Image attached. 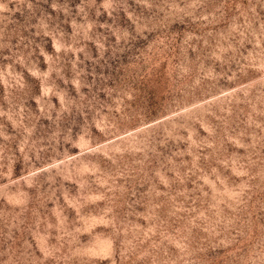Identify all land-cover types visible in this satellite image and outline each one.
<instances>
[{
  "label": "rangeland",
  "instance_id": "1",
  "mask_svg": "<svg viewBox=\"0 0 264 264\" xmlns=\"http://www.w3.org/2000/svg\"><path fill=\"white\" fill-rule=\"evenodd\" d=\"M0 264H264V0H0Z\"/></svg>",
  "mask_w": 264,
  "mask_h": 264
}]
</instances>
